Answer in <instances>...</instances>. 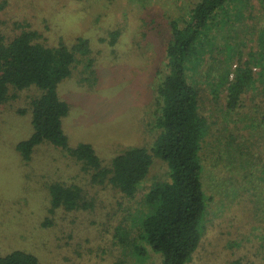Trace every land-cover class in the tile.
Segmentation results:
<instances>
[{"label":"rangeland","instance_id":"1","mask_svg":"<svg viewBox=\"0 0 264 264\" xmlns=\"http://www.w3.org/2000/svg\"><path fill=\"white\" fill-rule=\"evenodd\" d=\"M198 1L0 0V38L9 41L31 25L42 34L39 40L52 45L64 41L73 47L78 38L89 40V54L79 52L72 75L59 84L61 98L70 105L63 128L70 145L89 142L103 164L110 165L129 147L152 152L159 134L154 87L157 70L166 62L171 22L184 25ZM114 31L119 34L112 44ZM208 31L207 52L216 57L205 54L202 61L196 56L188 63L209 127L201 149L207 212L200 246L186 264H264V221L257 217L264 201L259 198L256 204L248 194L258 178L243 189L244 145L257 133L248 116L260 117L252 106L264 102L257 92L264 89V78L257 73L261 67L255 68L258 90L245 95L246 108L232 111L217 73L230 71L226 53L243 60L260 50L264 1L252 0L245 14L221 9ZM9 92L8 101L0 104L1 252L24 250L37 256L39 264H163L141 237V220L149 212L147 192L155 182L170 179L168 164L153 154L137 194L127 197L109 180L94 181L82 162L50 142L35 146L26 160L18 144L34 131L31 100L42 89L32 85ZM249 146L264 154V142L256 145L252 139ZM57 181L82 186L90 206L51 211L49 185Z\"/></svg>","mask_w":264,"mask_h":264},{"label":"trees","instance_id":"2","mask_svg":"<svg viewBox=\"0 0 264 264\" xmlns=\"http://www.w3.org/2000/svg\"><path fill=\"white\" fill-rule=\"evenodd\" d=\"M251 1L199 0L184 25L178 21L171 22V36L165 49L166 62L157 70L158 81L154 87V128L159 134L152 152L146 147H129L117 154L110 165L103 164L93 144L80 142L76 146L70 145L63 128V118L68 115L70 105L61 98L59 84L72 75L78 53L89 54V40L78 38L73 47L64 41L52 45L39 40L42 34L31 25H26L9 41L0 38V104L8 101L11 88L22 90L35 85L42 89V94L31 100L34 131L18 144L23 158L30 160L35 146L50 142L82 162L83 168L92 173L94 181L102 183L109 180L127 197L137 194L153 164V154L168 164L170 179L155 182L147 192L144 201L149 212L141 220V237L162 256L163 264H186L191 259L202 241L203 220L207 212L201 149L209 123L201 111L200 89L188 74V63L196 56L202 61L205 54L215 58L216 54L207 52L210 41H205L211 21L225 7L245 14ZM118 34L112 32V44ZM260 40V50L250 52L247 59L239 60L235 52L226 53L230 71L221 69L217 72L219 85L226 89V106L232 111H237L242 105L246 108L245 95L250 90H258L253 86L256 82L255 68L261 67L257 73L264 78V37ZM234 57H238L237 64L232 63ZM92 62L90 59L89 66ZM257 92L264 95V89ZM252 107L260 117L248 116L255 122L257 133L244 145L243 169L246 174L243 175V189L254 182L252 177L258 178V184L252 185L253 191L248 192L257 204L259 198L264 201V154L262 151L259 154L253 152L249 143L252 139L256 145L259 140L264 142V102H256ZM49 189L51 211L58 208L74 211L90 206L84 188L78 184L57 181L51 183ZM261 206L264 207V202ZM258 208V221H264V208ZM137 249L143 253V248L138 246ZM0 264H39V260L24 250L7 254L0 250Z\"/></svg>","mask_w":264,"mask_h":264}]
</instances>
